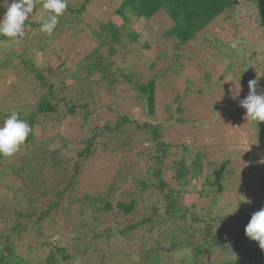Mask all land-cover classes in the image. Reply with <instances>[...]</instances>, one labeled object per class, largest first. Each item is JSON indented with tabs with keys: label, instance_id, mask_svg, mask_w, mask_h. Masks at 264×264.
Returning a JSON list of instances; mask_svg holds the SVG:
<instances>
[{
	"label": "rangeland",
	"instance_id": "1",
	"mask_svg": "<svg viewBox=\"0 0 264 264\" xmlns=\"http://www.w3.org/2000/svg\"><path fill=\"white\" fill-rule=\"evenodd\" d=\"M84 1L67 0V3L78 7ZM122 1L93 0L81 17V23L78 22L77 31H65L57 41H48V39L37 35L38 30L32 31L29 28H26L25 31L27 37L19 38L15 43H12L9 39L0 40V61H4L11 56L14 61L10 69L17 68L23 75V77L17 78L15 75L0 74V112L9 114L16 111L17 107L36 105L41 94L48 89L42 87V83L37 82L33 75L26 74L27 77L25 76L26 70L30 71L32 65L26 67L23 64L24 58L33 59V67L36 70L48 66V62H52L53 71L56 73L52 82L58 80L57 83L64 81L67 85L71 84L72 82L69 81L71 73L76 70L83 71L80 67L87 64L88 56L93 54L98 46V42L92 37L93 31H98L101 23L106 24L109 20H112L113 14H115ZM7 2L11 3L10 0H7ZM44 2L45 0H36L37 6L34 8L32 15L29 16V20L42 17L45 12L42 4ZM4 12H6V6L2 7L1 14L3 15ZM115 19L120 18L116 16L114 21ZM118 24L121 27L123 25L122 20ZM172 24L170 17L163 11L147 23L144 20L132 19V24L128 25L131 26L128 31L138 33L140 37L137 41H129L130 43L124 45L122 53H115L111 56L110 59L115 64L113 70L118 78V83L114 84V88L108 90L104 81L101 82L102 85L97 83L101 80L102 75L89 78L84 71L81 73L84 81L78 83L79 89L84 84L90 86V90H86L85 93H95L97 101H99L96 110L91 105V110L94 112L91 120L94 123L80 127L79 124L74 125L79 122V119L74 121L73 117L55 121L53 119L51 121L49 118L50 121L37 126L36 137L29 145L31 146L29 151L20 153L18 159L22 160V157L28 153L30 156L43 153L51 160L50 163L56 160L55 162L60 164L62 160V169H68L65 176L72 175L77 159H80L79 154L86 149L88 141L94 137L95 130L104 129L106 131V123L118 121L117 116L120 118L125 117L129 121H137L141 118L140 108L136 106L135 94L128 90L127 85L125 87L122 85L126 81L117 75L116 70L124 67L128 72L131 69L145 83L157 76L158 122L167 125V121L171 116H174L175 119L184 118L187 121L185 124H177L165 129L164 134L167 141L175 146L184 143L190 147L185 154L188 164L192 163L193 159L195 160L196 154L202 155L205 174L207 172L212 174V171L217 170L222 164L229 163L222 183L224 191L216 197L213 209L211 208V200H214L215 195L208 192L200 194V183L194 179H188V185L184 187V193L178 201L180 206L184 208L197 206L202 214L210 210L221 214L222 220L219 221L214 231L218 234L221 226H227L228 232H224L222 235L226 240V244L224 247H213L212 252L205 255L204 262H223L228 259L242 257L243 253L253 251L252 248L256 246V242L246 236L245 228L252 214L264 208V150L260 149L254 139V134L259 133L261 129L253 124L250 118H246V114L239 115L236 104L241 101L239 98L241 86H235V83L229 77L222 80L221 76L224 74L227 64L224 66L225 60L217 56L216 52L211 49L212 44H209V39L216 41L226 38L227 30H224L223 27H230L228 21H221L213 25L206 33L201 34V38L199 37L196 41L182 48H177V43L174 40L165 39L162 35L171 28ZM122 32V42H128L127 34ZM204 38H208V41L205 42ZM41 39H43L42 42ZM148 43L151 45L149 46ZM43 46H47L45 51L41 49ZM115 48L119 51L120 46L116 44ZM46 56H48V61ZM247 57V54H242L240 60H246ZM129 64L132 67H129ZM151 65H154V67L151 68ZM172 71L174 73L176 71V73L171 75ZM207 75L210 78L205 83L203 80L204 76ZM61 78L62 81H59ZM84 88L86 87L84 86ZM228 94H230V102H233L231 105H229V101L226 102ZM225 96L226 101L224 102ZM234 96L235 98H233ZM178 99L181 110L174 111ZM78 101L81 105L87 101L93 103V100L87 97L79 98ZM111 110H118L117 115ZM139 120L141 121L140 124H143L142 119ZM129 126H132V124H129ZM138 134L141 135L142 132H135L134 129L128 131L127 128V134H122L119 138H110L113 136L109 134L98 135L95 140L97 152L88 159L80 174L76 176L79 183L76 181V184H74V179H71L72 176L67 178L66 182H69L73 188V190L72 188L69 190L67 196L69 197L73 193L74 187L81 194L95 195L106 192L108 185L111 184L113 174L106 169L98 171L100 167L111 168L113 166L118 169L122 160H130L129 155L143 154L145 150L153 146L152 142L149 141L144 144L135 142L132 150H122L121 140L125 138L129 142H133L135 135ZM172 156H175L178 161L182 159L183 153L179 146L178 151L176 150L175 155ZM164 176L166 182H171L170 174ZM11 181V178L0 181V207L7 208L4 210V215H2L4 216L3 220L0 219V232L4 234H8V229L18 225L15 213L8 210L7 204L12 202L15 195V191L7 189L9 186L7 183ZM153 181L159 186L158 179H153ZM49 182L50 179L47 182L42 181L40 185L46 190L51 191L53 187L55 190L57 187ZM124 187L128 189L131 188V185L127 183ZM170 187L182 190L181 185L178 183H171ZM156 195L155 199L158 197L161 200V197H163L159 192ZM46 202L50 201L47 199L40 200L36 205L39 214L45 213L47 210L49 204L44 205ZM150 204L148 205L152 206L154 203ZM163 210L153 211V217L157 218L163 215L165 213ZM154 213H157V215H154ZM92 215L94 214L88 211L89 224L91 227H95ZM142 219L141 216H138L134 221L140 222ZM31 221L34 220L31 219ZM51 221H53L51 222L52 226L43 225V236L39 240L38 238L28 237L29 233H25L20 237L14 236L16 241H12V243H15V253L22 257L25 263L33 256L34 258L37 256L45 262L47 253L50 251L49 248H33L34 250L28 251L24 247L25 243L30 242L33 243L34 247H37L35 244L39 245L40 241H64L63 237L67 231H74L80 236L83 233L85 234L81 236V239L73 236L71 241H88L92 237L88 233L89 229L85 230L80 226L68 228L69 221L61 214L53 217ZM27 222L29 221L26 219L25 223ZM121 224H113V237L110 239L106 237L101 243L97 241L96 246L90 247L89 252L86 251V255L79 264H152V259L142 261L138 257V253L143 251L141 247L143 236L145 242L149 243L147 248H150L151 245L158 247V251L152 253L155 263L171 264L177 262V260H183V257L176 255L179 252H174V248H171L173 242L172 232L179 230L180 222L178 226H174L170 230L168 228L160 230L156 226L152 232V240H148L143 230L131 233L130 237L118 235L116 231L120 229ZM205 224L202 221L199 225L202 227ZM99 229H103V227L100 226ZM31 231L33 232L34 229H31ZM160 231H163L161 235ZM190 234L193 235L191 230ZM187 238L188 235L186 234L179 236V240L184 243ZM206 240L210 241V238L197 234L191 241L192 249L205 244ZM159 242L162 245H157ZM112 245L114 248L108 247ZM163 246L166 247V250H163ZM64 247L69 252L73 251L71 243H65ZM177 249H180V247ZM24 262L21 264H25ZM60 262L65 263V261ZM32 263L37 264L35 260Z\"/></svg>",
	"mask_w": 264,
	"mask_h": 264
},
{
	"label": "trees",
	"instance_id": "2",
	"mask_svg": "<svg viewBox=\"0 0 264 264\" xmlns=\"http://www.w3.org/2000/svg\"><path fill=\"white\" fill-rule=\"evenodd\" d=\"M10 1L12 2V0ZM92 1L85 0L78 7L67 3L65 12L59 17L57 26L51 33L41 30V17L28 20L25 24L32 31L38 30L39 33L37 35L44 37V39L57 41L65 31H77V24L78 22L79 24L81 23V17ZM38 4L40 5L41 2ZM2 7L0 6V16H2ZM162 11L170 17L173 23L171 28L162 35L165 39L174 40L177 43V48H182L196 41L199 37L201 38V34L206 33L213 25L221 21H228L230 27H223L224 30H227L226 38H217L218 40L216 41L209 39V44H212L211 49L216 52L217 56L227 62H224V66L227 64V67L221 76L222 80L229 77L235 83V86H241L239 89V98L241 100L245 99L249 94L248 84L250 80L258 79V94L264 91V28L259 9V0H123L115 14H113L112 20H109L106 24L101 23L98 31H93L92 37L96 39L98 46L93 54L88 56L87 64L82 65L80 69L87 73L89 78L102 75L101 80L97 83L102 85L101 82L104 81L107 85L106 88L112 90L114 84L118 83V78L113 70L115 64L111 61V56L115 53H122L124 45L130 43L129 41H137L140 37L138 33L128 31V28L131 27L128 25L132 24V19L144 20L147 23ZM48 15L49 10L45 9L42 17L46 19ZM116 16L120 19H115L114 21ZM120 20L123 22L121 27L118 24ZM121 31L127 34L128 42H122ZM8 39L0 36V40ZM42 41L43 39H41ZM204 41H208V38H204ZM116 44L120 46L119 51L115 48ZM148 44L149 46L151 45L150 43ZM41 49L45 51L47 46H43ZM107 54L108 56H106ZM242 54H247L246 60H240ZM46 58L48 61V56ZM13 61L11 56L4 61H0V74L15 75L17 78L23 77L17 68L14 70L10 69ZM32 61L33 59H23V64L26 67L32 65L30 71L26 70L25 76L27 77L26 74L33 75L37 82L42 83V87L48 89L41 94L40 100L36 105L17 107L16 112L19 114V118L30 126L31 132L24 144L12 156L0 155V181L2 179H12L11 182L13 183H7L9 185L7 189L15 191V195L12 202L7 204L8 210L15 213V219L18 223V225L8 229V234L0 232V264L23 263L22 257L15 253V243H12V241H16L14 236L20 237L25 233H29L28 237L38 238L39 240L43 236V225L52 226L51 222L53 221L51 219L59 214L65 216V219L69 221L68 228L80 226L85 230L89 229L88 233L92 237L88 241H71L73 236L81 239V236L85 234L83 233L80 236L74 231H67L63 237L64 241L58 239L56 242L40 241L39 245L35 244L37 247H34L33 243L30 242L25 243L24 247L28 251L34 250L33 248L50 249L45 262L37 258V256L36 258L33 256L27 263L24 262L25 264H33L34 260L37 264H79L86 255V251L89 252L90 247L96 246L97 241L101 243L106 237L112 238L114 233L112 225H120L121 222V230L116 231L118 235L130 237L131 233L143 230L148 240L153 239L152 232L156 226L160 230H164V228L170 230L174 226H178L180 222L179 230L172 232L173 242L171 243V248H174V252H179L176 255L183 257V260H177V262H172L171 264H264V250L259 247L256 241L255 248H252L253 251H246L242 257L228 259L223 262H204L205 255L211 253L213 247L225 246L226 240L222 235L224 232H228L227 226H221L220 233L216 234L214 228L222 220L219 212L215 213L210 210L202 214L197 206L184 208L180 206L178 201L184 193V187L188 185V179H194L200 183V194L208 192L215 195L214 200H211V208H214L216 197L224 191L222 183L223 179H225L227 164L229 163L222 164L217 170H213L212 174L208 172L205 174V169L202 165V155L196 154L195 160L193 159V162L188 164L185 154L190 147L184 143L175 146L167 141L164 130L177 124H185L187 121L184 118L175 119L174 116H171L167 121V125H162L158 122L156 103L157 76L145 83L131 69L126 72L122 66L123 68L120 67L116 70L117 75L126 81L122 85L124 87L127 85L129 87L128 90L135 94L136 106L140 108L141 112V118L139 119H142L143 124H140L141 121L139 119L137 121H129L125 117L120 118L117 116L119 118L118 121L106 123V131L104 129L95 130L94 137L88 141L86 149L79 154L80 159H77L74 172L70 175L72 176L71 179H74V184H76V181L78 182L76 176L80 174L83 165L88 159L97 152L95 140L98 135L109 134L113 136L110 138H119L120 135L127 134V128L128 131L134 129L135 132L141 131L142 134L135 135L133 142H129L125 138L122 139V150H132L135 142L144 144L149 141L152 142L153 146L145 150L143 154L129 155L130 160H122L118 169L113 166L111 168L100 167L98 171L106 169L113 174L111 184L108 185L106 192L103 194H81L74 187L73 193L68 197L67 193L72 186L69 182H66L70 176H65L68 169H62V160L60 164L54 160V165L50 163L51 160L43 153L36 156L35 154L30 156L28 153L20 161L18 159L19 154L29 151L31 147L29 145L36 137L37 126L50 121V119L55 121L73 117L74 121L79 119V122L74 124L75 126L79 124L80 127H85L94 123L91 120V116L94 114L91 110V105L96 110L99 103L95 93H85L86 90H90V86L84 84L79 89L78 83L84 81L81 74L83 71L76 70L71 73L69 81L72 83L67 85L62 81V78L59 79V81H62L61 83H57L58 80L52 82L56 75L53 71L52 62H48V66L37 68L36 70ZM129 67H132V65L129 64ZM153 67L154 65H151V68ZM175 73L172 71L170 74ZM171 75L170 77H172ZM209 78L210 76L208 75L204 76L203 82L206 83ZM230 94H228L227 101L226 96L224 97V102L228 103L229 101V105L233 104L232 101L230 102ZM83 97L92 99L93 103L87 101L81 105L78 99ZM236 105L240 116L246 114V109L241 107L240 103ZM180 110L178 99L174 111ZM111 111L115 115L118 113V110ZM11 113L0 112V126L3 125V121ZM129 124H132V126H129ZM253 124L261 129L259 133L254 134V139L260 149L264 150V122L256 123L253 121ZM178 146L183 153L182 159L179 161L175 159V156H172L175 155L176 150L178 151ZM46 161H49V163ZM17 166L18 168H16ZM168 174L171 175V182H166L164 179V175ZM48 179H50L49 183L57 187L55 190L54 187L51 191L46 190L40 185L42 181L47 182ZM153 179L159 180V186L156 185ZM127 183H130L131 188L126 189L124 187ZM171 183H178L181 185L182 190L171 188ZM158 192L163 196L161 200L158 197L155 199ZM45 199L50 202H46L44 205H49L45 213L39 214L36 205H38L40 200ZM150 203L154 204L149 206L148 204ZM5 209L7 208L0 207L1 220H3L4 216L2 215H4ZM158 209H164L165 213L157 218L153 217L152 212ZM88 211L94 214L91 217H93L95 227H91L89 224ZM145 211L146 213H144ZM154 215H157V213H154ZM138 216L143 219L140 222H135L134 219ZM26 219L29 222L25 223ZM31 219L34 221H31ZM202 221L206 224L201 227L199 224ZM100 226L103 229H99ZM31 229H34V231L32 232ZM190 230L193 235L190 234ZM162 233L163 231H160V235ZM181 234L188 235L185 243L179 240ZM197 234L210 238V241L206 240L205 244L198 245L195 249H192L191 241ZM65 243L73 245L72 252H69L64 247ZM141 244L143 251L138 253V257L142 261L152 259V264H157L153 260L154 256H152V253L158 251V247L151 245L150 248H147L149 243L145 242L144 236ZM157 245H162V243L159 242ZM108 247L114 248L113 245ZM178 247L180 249H177ZM163 250H166V247L163 246ZM95 251L97 252V250ZM60 261H65V263Z\"/></svg>",
	"mask_w": 264,
	"mask_h": 264
},
{
	"label": "clouds",
	"instance_id": "3",
	"mask_svg": "<svg viewBox=\"0 0 264 264\" xmlns=\"http://www.w3.org/2000/svg\"><path fill=\"white\" fill-rule=\"evenodd\" d=\"M0 6H6V12L0 16V36L7 37L15 43L25 36L27 28L25 22L36 8V0H12L11 3L0 0ZM43 8L49 10V15L46 19L41 17V30L51 33L67 8V0H45ZM257 84L258 79L250 80L249 94L240 101V106L246 109V118L256 123L264 122V91L258 94ZM30 132V126L13 111L0 126V155L7 157L16 153ZM245 234L250 240L258 242L259 247L264 250V208L252 214Z\"/></svg>",
	"mask_w": 264,
	"mask_h": 264
},
{
	"label": "water",
	"instance_id": "4",
	"mask_svg": "<svg viewBox=\"0 0 264 264\" xmlns=\"http://www.w3.org/2000/svg\"><path fill=\"white\" fill-rule=\"evenodd\" d=\"M259 9L263 21V28H264V0H259Z\"/></svg>",
	"mask_w": 264,
	"mask_h": 264
}]
</instances>
